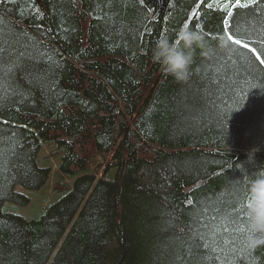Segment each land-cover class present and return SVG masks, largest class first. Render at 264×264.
<instances>
[{
	"label": "trees",
	"instance_id": "obj_1",
	"mask_svg": "<svg viewBox=\"0 0 264 264\" xmlns=\"http://www.w3.org/2000/svg\"><path fill=\"white\" fill-rule=\"evenodd\" d=\"M183 26L205 46L177 81L152 49ZM261 61L264 0H0V264H264Z\"/></svg>",
	"mask_w": 264,
	"mask_h": 264
},
{
	"label": "clouds",
	"instance_id": "obj_2",
	"mask_svg": "<svg viewBox=\"0 0 264 264\" xmlns=\"http://www.w3.org/2000/svg\"><path fill=\"white\" fill-rule=\"evenodd\" d=\"M205 46L204 35L188 26L181 27L174 40L165 35L158 39L152 49V60L162 66L165 75L177 81L186 80L193 63L196 48ZM221 47L227 49V41L221 40ZM245 200L247 228L246 241L250 247L264 244V169L250 179Z\"/></svg>",
	"mask_w": 264,
	"mask_h": 264
},
{
	"label": "rangeland",
	"instance_id": "obj_3",
	"mask_svg": "<svg viewBox=\"0 0 264 264\" xmlns=\"http://www.w3.org/2000/svg\"><path fill=\"white\" fill-rule=\"evenodd\" d=\"M46 144L48 143H44V146L41 149V152L39 155V163L42 166L52 167V170H51L52 177L50 181L48 182V185L50 187H53L55 183L57 182V178H55V173L57 169V160L56 159H52L51 161L43 160V156L48 151ZM51 191L52 190L50 188V190L47 193L45 191L35 192L32 195L31 202L26 206H21L19 212L27 218H36L40 216L43 213L45 204L49 203L52 200Z\"/></svg>",
	"mask_w": 264,
	"mask_h": 264
},
{
	"label": "snow or ice",
	"instance_id": "obj_4",
	"mask_svg": "<svg viewBox=\"0 0 264 264\" xmlns=\"http://www.w3.org/2000/svg\"><path fill=\"white\" fill-rule=\"evenodd\" d=\"M239 2H240V0H237V4H239ZM229 39H231V37H229ZM234 42L237 43V44L240 43L239 40H236V41H234ZM261 63H264V61H261ZM240 103H243V100H242V99H241L240 101H238L237 107H239V104H240ZM247 198H248V197H247ZM241 211H243V207L241 208ZM246 223H247V221H246ZM238 231H240V232H244V231H245V228L241 227V228L238 229ZM248 231H250V230L247 228V232H248Z\"/></svg>",
	"mask_w": 264,
	"mask_h": 264
}]
</instances>
